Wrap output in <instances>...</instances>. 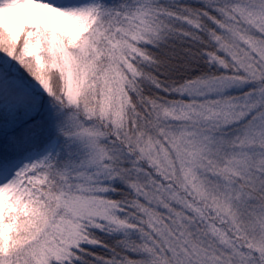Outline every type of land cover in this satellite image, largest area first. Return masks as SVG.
Listing matches in <instances>:
<instances>
[{
  "label": "snow or ice",
  "instance_id": "obj_1",
  "mask_svg": "<svg viewBox=\"0 0 264 264\" xmlns=\"http://www.w3.org/2000/svg\"><path fill=\"white\" fill-rule=\"evenodd\" d=\"M0 264H264V0H0Z\"/></svg>",
  "mask_w": 264,
  "mask_h": 264
}]
</instances>
